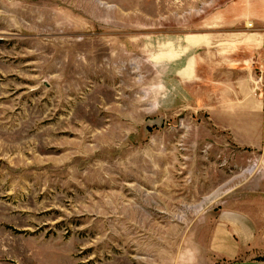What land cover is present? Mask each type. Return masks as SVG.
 <instances>
[{
  "label": "rangeland",
  "instance_id": "obj_1",
  "mask_svg": "<svg viewBox=\"0 0 264 264\" xmlns=\"http://www.w3.org/2000/svg\"><path fill=\"white\" fill-rule=\"evenodd\" d=\"M256 31L264 0H0V264H202L208 215L259 195L264 155L156 55Z\"/></svg>",
  "mask_w": 264,
  "mask_h": 264
},
{
  "label": "crops",
  "instance_id": "obj_2",
  "mask_svg": "<svg viewBox=\"0 0 264 264\" xmlns=\"http://www.w3.org/2000/svg\"><path fill=\"white\" fill-rule=\"evenodd\" d=\"M218 37L191 36L173 43L167 54L158 49V66L173 63V76L188 86L191 100L208 110L212 124L236 147L264 155V35L256 31ZM259 188L257 197L224 196L208 215V223H214L205 238L202 264L214 258H264V184Z\"/></svg>",
  "mask_w": 264,
  "mask_h": 264
},
{
  "label": "water",
  "instance_id": "obj_3",
  "mask_svg": "<svg viewBox=\"0 0 264 264\" xmlns=\"http://www.w3.org/2000/svg\"><path fill=\"white\" fill-rule=\"evenodd\" d=\"M231 264H264V263H259V262H254V261H241V262H232Z\"/></svg>",
  "mask_w": 264,
  "mask_h": 264
}]
</instances>
